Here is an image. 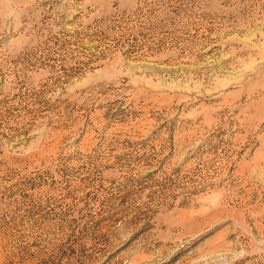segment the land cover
<instances>
[{
	"label": "rangeland",
	"instance_id": "1",
	"mask_svg": "<svg viewBox=\"0 0 264 264\" xmlns=\"http://www.w3.org/2000/svg\"><path fill=\"white\" fill-rule=\"evenodd\" d=\"M0 264H264V0H0Z\"/></svg>",
	"mask_w": 264,
	"mask_h": 264
}]
</instances>
